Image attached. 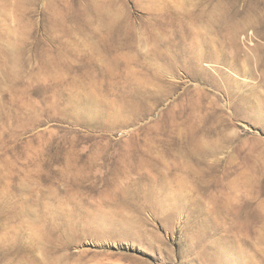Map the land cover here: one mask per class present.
Returning <instances> with one entry per match:
<instances>
[{"label":"rangeland","instance_id":"1","mask_svg":"<svg viewBox=\"0 0 264 264\" xmlns=\"http://www.w3.org/2000/svg\"><path fill=\"white\" fill-rule=\"evenodd\" d=\"M0 264H264V0H0Z\"/></svg>","mask_w":264,"mask_h":264}]
</instances>
